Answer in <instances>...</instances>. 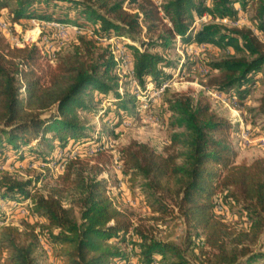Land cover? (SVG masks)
<instances>
[{
	"label": "trees",
	"instance_id": "1",
	"mask_svg": "<svg viewBox=\"0 0 264 264\" xmlns=\"http://www.w3.org/2000/svg\"><path fill=\"white\" fill-rule=\"evenodd\" d=\"M131 1L138 2L136 11L125 7L126 0H0V12L8 9L13 22L55 21L90 29L98 38L130 39L126 49L143 90L171 80L177 62L166 52L178 41L224 49V57L209 62L219 72L210 88L244 104L264 68V0H165L161 6ZM250 7L255 27L222 22L237 21ZM204 15L210 21L195 31ZM40 59L37 46L11 47L0 34V165L30 159L65 166L45 192L37 189L40 176L23 179L0 168V202L6 205L0 219L15 207H27L40 219L23 228L1 227L5 264H41L44 246L64 264H132L133 259L136 264H192L188 246L200 248L207 264H264V251L249 245L264 234V156L235 162L231 135L237 124L217 112L209 96L166 88V110L180 129L170 144L160 152L133 139L119 150L123 172L132 183L142 180L153 213L136 223L132 212L114 203L107 179L100 177L110 162L104 150L94 161L69 157L87 142L101 144L80 112H96V103L111 95L121 116L138 106L130 89L120 91L116 56L94 37L80 34L54 69L44 72ZM260 111L264 114V95ZM218 194L222 205L246 214V229L233 230L218 215ZM174 214L186 223L188 246L159 238L148 223Z\"/></svg>",
	"mask_w": 264,
	"mask_h": 264
},
{
	"label": "rangeland",
	"instance_id": "2",
	"mask_svg": "<svg viewBox=\"0 0 264 264\" xmlns=\"http://www.w3.org/2000/svg\"><path fill=\"white\" fill-rule=\"evenodd\" d=\"M153 1L156 5L161 6L165 0ZM137 5L138 2L131 0L125 2V7L131 11H136ZM252 15L253 10L250 7L247 12L241 13L237 21L225 19L222 22L231 26L255 27L251 19ZM11 16L8 9L1 10V36L11 47L23 48L28 46L31 48L37 46L41 53L40 62L41 67L45 69L44 72H49L56 67L59 57L72 49L80 34L94 37L101 47H109L116 56L118 61L116 73L120 76V84L122 85L120 91L124 93L130 89L131 94L136 96L139 102L138 106L129 115L121 116L118 114L117 105L113 102L115 101L114 96L111 95L100 103H96V112H80L81 117L96 128L93 137L101 140V144H99L101 147L95 143L87 142L85 145L74 148L69 153V157L81 156V158L94 161L96 152L100 149L104 150L110 156V162L106 166L107 170L100 177L107 179L108 195L118 208L134 214V222L137 223L139 219H149L153 217V213L142 187V180L132 183L129 176L123 172V162L120 160L119 150L133 139L148 142L160 152L170 144L172 135L180 129L173 127L172 116L166 110L165 87L169 89V93L177 91H191L195 95L200 92L204 93L209 96L213 108L217 112L237 124L231 135L237 151L236 163H249L255 158L264 156V114L260 111V99L264 95V68L259 75L258 82L251 88L250 95L244 104H240L237 98L217 91L215 93L210 88V79L218 75L219 72L216 69H211L209 62L224 57L226 50L207 44L183 45L182 42L178 41L175 48L166 52L167 58L177 62L176 69L172 70L173 77L171 80L166 81L158 88L149 83L146 90H143L134 77L132 58L126 49V43H132L130 39L98 38L93 35L90 29L83 30L75 25L55 21L22 19L13 22ZM209 21L210 17L204 15L196 21L194 30L197 31L203 23ZM164 23H168L167 20H164ZM262 39L264 40V36ZM107 111L108 115L103 119L101 115ZM112 121L119 123V125L112 126ZM75 152L78 153L74 155ZM62 166L54 167L52 162H31L30 159L23 161L7 159L5 165H0V168L8 169L23 179L40 176L41 181L38 183L37 189L40 192H45L47 187L53 185L58 175L64 171ZM216 201H220V210L216 207L218 215H222V218L233 230L247 228L248 218L245 213L222 205L220 194H218ZM5 208V203L0 202V209L4 211ZM5 216L9 224L21 228L26 222L33 224L40 221L29 213L27 207H15L13 210L6 211ZM148 223L154 225L155 234L159 238L188 246L186 223L177 214L167 216L158 222L150 220ZM196 243H199V239H196ZM249 245L252 250L264 251V234L257 242L249 243ZM123 246L128 252L131 251L130 245L124 244ZM44 249L47 253L45 261L41 264H64L55 250L47 246H44ZM187 252L192 264H207L200 248L188 246ZM6 257V252L0 253V264H5ZM132 264H136L135 259H133Z\"/></svg>",
	"mask_w": 264,
	"mask_h": 264
},
{
	"label": "built area",
	"instance_id": "3",
	"mask_svg": "<svg viewBox=\"0 0 264 264\" xmlns=\"http://www.w3.org/2000/svg\"><path fill=\"white\" fill-rule=\"evenodd\" d=\"M225 22H226V21H225ZM159 92H161V91H159ZM213 92L216 93V91H213ZM77 153H78V152H77ZM77 153L75 152L74 155H76ZM62 167L64 168V165H63ZM217 208L220 210V201H217ZM7 221H8L7 219H5V220H0V228H1L2 226H4V225L9 224ZM248 225H249V222H248ZM248 225H247V227H248Z\"/></svg>",
	"mask_w": 264,
	"mask_h": 264
},
{
	"label": "bare ground",
	"instance_id": "4",
	"mask_svg": "<svg viewBox=\"0 0 264 264\" xmlns=\"http://www.w3.org/2000/svg\"><path fill=\"white\" fill-rule=\"evenodd\" d=\"M165 89H166V87H165Z\"/></svg>",
	"mask_w": 264,
	"mask_h": 264
}]
</instances>
